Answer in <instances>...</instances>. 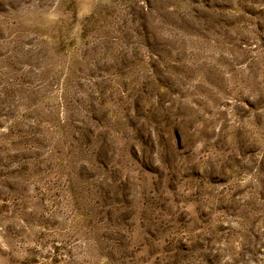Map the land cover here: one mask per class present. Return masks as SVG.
<instances>
[{"label": "rangeland", "instance_id": "374dc122", "mask_svg": "<svg viewBox=\"0 0 264 264\" xmlns=\"http://www.w3.org/2000/svg\"><path fill=\"white\" fill-rule=\"evenodd\" d=\"M0 264H264V0H0Z\"/></svg>", "mask_w": 264, "mask_h": 264}]
</instances>
